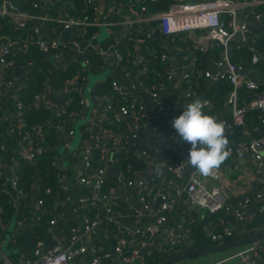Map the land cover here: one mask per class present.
<instances>
[{
  "label": "built area",
  "instance_id": "built-area-1",
  "mask_svg": "<svg viewBox=\"0 0 264 264\" xmlns=\"http://www.w3.org/2000/svg\"><path fill=\"white\" fill-rule=\"evenodd\" d=\"M147 1L149 0H116L114 1V9L109 13L101 14L96 19L98 11L95 1L85 0V8L82 12L70 13L64 17L43 14L41 23L54 21L62 24L67 29H75L81 34L88 35L92 39L98 36V31L95 30V27H102L108 30L110 35L114 37L113 40L98 46L96 53L104 62L108 61L109 58L113 59L118 69H124L123 64L125 62L124 53L118 49V45L124 41L123 37L115 34V28L120 24L129 28L126 36H136L139 41L148 39L153 35V30L149 26L140 28L139 25H143L142 23L149 25V22L155 19L160 21V32L168 37V41L171 42L176 41L178 35L199 33L195 44L196 49L206 52L209 45H215L222 49L220 58L215 62L217 71L211 72L207 69L204 71V75L212 82L228 80L232 86L228 95V104L233 115L230 120L223 119L221 121L224 125V134L229 129L233 130L235 127L246 125V114L252 109L262 112L261 124L264 128V81L261 82L250 77L249 74L251 72L249 74L242 73V70L246 67L233 61L232 58L235 52L234 49L249 46L252 53L250 63L253 66L261 63L262 55L254 44L264 31L261 33L253 32L250 39L243 38L240 41H234L233 36L247 32L252 23L256 25L264 23V5H261L262 2L260 0H176L168 9L152 13L148 11L146 4H144ZM247 2H251L253 6L240 13V7L246 5ZM32 4L34 8L39 7V3L36 1ZM137 5L142 10L141 13L139 12L138 18L127 17L124 22L114 20L113 16L123 14L124 11L135 12L136 9L134 8ZM72 8L76 7L72 6ZM0 15H7L15 19L17 29L26 27L37 17L31 12L19 10L11 0H3L0 6ZM32 30L27 42L37 44L43 54H53L60 57L65 52L74 49V45L65 43L58 38H47L44 36L40 26L36 25ZM142 35H145V37H141ZM233 43L235 44L233 45ZM12 48V43L9 41L3 44L0 50V91L12 83L9 78V69L16 64ZM167 59V53L161 55V60ZM84 64L87 68L93 69L90 58L85 59ZM166 69L168 73L167 80H171L173 71L170 66H167ZM250 71L252 70L250 69ZM148 72H150V68L147 59L139 68L137 76L132 79L131 86L128 87L129 91L123 89L120 84L113 82L112 88L118 93L120 107L113 109L116 100L106 97L108 104L105 110L120 112V116H124L128 120L129 127L126 130V134H124L123 130H118L117 134L111 138V131L107 130L104 125H100L95 133L92 147H82L73 151V157L78 159L83 167L80 181L83 184L92 186V198L75 202L72 200V195L68 193L65 203L71 206L74 213L81 211V209L89 211L84 216L83 229L81 230L76 225H73L67 216L59 212L53 214L49 225L54 228L60 227L63 230L68 228L70 236L67 244L60 245L57 243L56 236H54L55 244L52 246H46L44 241L39 240L33 256H28L22 252L18 257L2 254L0 255V264H76L78 260H81L83 264H113V259H118L120 264H152L144 259V255H141V251L144 248L150 246L147 253H151L154 248L170 253L184 244L183 235L174 233V228L170 222V214L180 201L193 204L212 214L225 211L233 216L237 225L236 228L226 224L221 218H219L217 223L210 226L208 236L211 237L212 241L231 237L234 234V230H238L241 234L245 232L246 214L242 207L228 202L227 195L223 193L219 184L221 176L219 168L213 169L208 176H205L192 167L187 180L181 184L176 183V179L181 178L185 168L190 165L187 162L190 149L183 147L177 149L176 159L171 162L162 159L159 165L146 177L144 175L136 178V175L141 172H138L139 169L135 166L129 165L128 169L134 177L129 178L124 172H120V185L117 187L108 184L107 164L104 166L94 164L95 151L101 155V158H105L111 166L117 162L115 159L116 152H124L128 149V140L137 144L147 143L150 140L158 141L157 135L162 130L161 134L167 135L169 145L178 143L180 136L172 126L174 120L172 114L178 110L179 104L171 98V95L163 96L162 91L165 88L162 91H158L154 87L145 86V75ZM199 76H202L200 70L198 74L194 73L191 76H184V83H182L183 88L186 86L184 97L189 99L190 103L197 99L206 102L204 107L206 108L211 105V99L197 94ZM243 87L256 92V96L249 101H241V89ZM138 90L145 96L150 95L153 102L147 106L141 97L134 94ZM56 92L58 93L59 90ZM73 98V95H69L66 106H69ZM42 99L40 94L35 95L38 109L43 101ZM15 102L20 111L24 110L25 106L18 96H16ZM79 102L85 104L82 96L79 98ZM61 109L60 115L63 114ZM83 115L84 110H75L68 114V118L73 122L74 119L77 120ZM24 121L11 124L10 131L16 133L18 129H21L19 123H24ZM154 121H157V123L151 126V122L153 123ZM43 126L44 123H36L30 126V130L24 131L25 133L17 142L16 160L31 162L44 154L45 147L38 144L33 147L22 146L35 133L40 132ZM147 133H149L150 137L145 136ZM74 137L75 130L69 127L66 131L64 144L67 147H71ZM2 148L6 149V145L2 144ZM225 150L229 152L228 157H234L239 160L244 159L247 154L252 155L257 163V172H262L264 168V138L256 137L240 140L235 145H227ZM159 153V148H156L151 153L146 146L141 147V154L144 159ZM165 172L170 173L169 179L163 177ZM19 173L9 180L5 176L4 171L1 170L0 178L3 180L4 185L9 183L12 189L25 200L28 199V193L21 188ZM208 177L213 179V185L208 184ZM59 182L61 190L67 189V186H61L62 182L60 179ZM126 186L135 187V197L140 203V208L136 209L127 205V209L124 212L118 213L116 209L125 200ZM50 191V188L45 189L46 193H50ZM259 197L263 198V202L258 206V211L262 213L264 212V189L259 193ZM159 201L161 203L156 207ZM46 203V197H40L35 200L37 223L42 222L41 213L45 210ZM90 212H94V215H90ZM126 218H134V220L147 218L150 220V224L144 229L131 228L129 227V222L124 220ZM111 226L114 227L112 231L110 230ZM4 227H0V241ZM96 231L98 232L97 235L95 234V242L90 244L81 243L83 235H89V233ZM113 231L116 243L113 249L110 250L109 247H106L107 243H104V241L112 239L111 233ZM157 235H161L162 239L153 248L150 245L151 240ZM99 236H103L104 240L96 241ZM98 244L104 246L102 250L98 248ZM261 245L259 240L241 245L244 247L240 251L243 264H264V251L261 250Z\"/></svg>",
  "mask_w": 264,
  "mask_h": 264
},
{
  "label": "crops",
  "instance_id": "crops-1",
  "mask_svg": "<svg viewBox=\"0 0 264 264\" xmlns=\"http://www.w3.org/2000/svg\"><path fill=\"white\" fill-rule=\"evenodd\" d=\"M12 3L19 9L18 2L20 0H11ZM29 1V0H28ZM27 0H21L20 4H24L25 2H28ZM59 1L61 5L60 11L57 12L54 16H67L70 13L74 14L79 12L77 8H72L74 6L70 0H57ZM97 7V18L100 17L101 14L109 13L112 9H114V1L116 0H94ZM262 2L261 5H264V0H260ZM3 2V0H2ZM35 2V1H33ZM32 2V3H33ZM36 2L39 3V11L31 12V10H22L31 12L35 16H37L34 20H32L33 27L34 26H41V21L43 14L51 15L50 13H46L45 11V3L47 0H42ZM260 4V3H259ZM2 5V3H1ZM0 5V6H1ZM33 5V4H32ZM241 6V5H240ZM253 4L251 2H247L246 5H242L239 9V12H245L247 8L252 7ZM76 7V6H74ZM139 5H137L134 9H137ZM34 8V7H33ZM38 8V7H37ZM21 10V9H19ZM141 13V11H140ZM139 11L135 12H127L124 11L123 14L115 15L114 20L115 21H121L124 22L127 17L131 18H138ZM9 16L0 15V18H6ZM9 21L10 26L13 30H16V20L10 18ZM157 21V22H156ZM48 25L49 30L47 31L48 34H45L42 32L44 36L47 38H58L61 41L68 43L70 45H74V49L71 51H67L63 54V56L57 57L53 54H43L46 58V55H49L50 58H46L48 62H52L54 65H69L72 61H77L78 63L82 64L85 62V59L91 58L94 55H98L96 53V49L98 46L103 45L107 41H110L109 39H112V37L108 30L102 28V27H95L98 31V36L95 39L90 38L88 35L81 34L79 31L75 29H67L62 24L56 23L54 21H47L44 22ZM43 23V24H44ZM143 25H139L140 28H144L149 26L151 30H153L152 37L145 39L143 41L137 40V46L134 47V49L130 50L132 52V58L129 62H127L124 65V69L121 68L120 71L117 68V65L115 64V61L113 59H110L106 62L101 60L100 65H94L93 69L91 68H85L87 71V77H85L84 81L82 83H78L74 80V83L72 82L69 84V86H66L65 89L59 90L57 93L50 92L49 95L45 96L44 99L45 105L49 106V108L52 109L53 113L52 116L44 123V126L40 132L35 133L31 138L28 139V142L26 144H23L22 146H28L33 147L36 144V138L42 139L45 138V134L50 135L52 132L56 133L57 136V144L56 145H50L49 149L54 150L55 152V166L57 167L55 176H58L62 182L61 186H67V189H62L63 197L61 194V198H58L56 195H53L55 197V201L57 203L58 212L62 215L67 216L73 225H76L81 230L84 227V216L85 214L89 213V211H85L84 209H81V211L74 213L72 211V208L69 204L65 203V199L68 193L72 195V200L75 202H80L81 200H90L92 198V186L83 184L80 181V178L82 176V164L78 159H75L73 157V151L82 147H92L94 144V138L95 133L97 131V128L100 125L109 126L112 130H110V137H114L117 134L118 128L120 127L121 120H124V116H120V112L117 113L116 111H106V106L108 104L107 98L113 99H120L117 95V91L112 88L113 82H116L122 86L123 89L129 91L128 87L131 86L132 79L136 77L137 73L139 72V68L142 66L141 63L145 62L149 57L152 55L161 56L163 54L168 55V61L170 65V69L173 71V76L171 80H168L167 87L162 91L163 96L165 95H171L174 100H176L179 104V108H182L185 104H190V100L186 99L184 97V76L185 75H193L194 73L198 74L200 70L201 77L200 83H199V89L200 92L203 91V88L209 89L211 84L213 83L212 80H210L208 77L204 75L205 70H210L211 72L217 71V68L215 66V62L218 60V58H214L215 53L214 50L216 48H219L215 45H209L206 52L199 51L195 48L196 41L198 39L199 33H193V34H183L179 36V39L182 44L175 46V42L168 41V37L164 36L160 30V21L159 20H152L149 22V25L147 23H142ZM264 24V23H263ZM261 24V25H263ZM261 26L256 24H251L250 26ZM30 28V29H33ZM1 29V24H0ZM29 29V28H28ZM27 29V30H28ZM115 34H118L123 37V40L125 41L128 36L127 33L129 31V28L124 26L123 24L118 25L116 28ZM157 32V33H156ZM7 42L11 41L12 43V50L13 55L15 57L16 64L13 68L9 69V78L11 79L12 83L11 85H7L4 87L3 90L0 91V108H2L3 113H1L0 119L4 116V114L9 111L11 112V115L7 117L4 120V123H9L8 127H6V131H3L1 129V126L4 123L0 122V136L2 135L4 139V143L6 146H9L10 138L13 136L15 132H11V124L22 122L25 120V115L28 113V111L32 108L38 110L37 108V101L35 100V95L32 98L30 102H25L23 100H20L24 104V110H19V108L16 105V96L19 97V92L21 90L22 85L25 83V74L30 69V65H33L32 62H28V64L22 63L21 55L25 53L28 50L29 42L25 39L24 42H16L11 34L4 35ZM141 37H145V35H142ZM177 39V38H176ZM123 41V42H124ZM136 41V40H135ZM164 43L165 50L162 51L158 49V46L161 43ZM147 43V44H144ZM163 44H161L162 47ZM3 44L0 45V50L2 48ZM222 50V49H221ZM200 52V53H199ZM201 53H207L210 55L209 64L208 65H197L198 57ZM99 56V55H98ZM221 54L219 53L218 57L220 58ZM20 63L21 68L23 69L20 73L17 71V64ZM98 63V62H97ZM166 63V62H165ZM202 64V62H200ZM168 66V65H167ZM166 66V67H167ZM256 67V66H255ZM255 67H246L250 68L252 71L251 74H249L250 77L258 80V81H264V72H260ZM118 70V71H117ZM113 74H117L121 76L122 80L118 81ZM93 80H92V79ZM109 78H114L115 81H112L110 84ZM195 80V79H194ZM202 83H205V85H202ZM71 87L74 88L75 91H71ZM79 88V89H78ZM197 89V88H196ZM77 90L81 93L83 99L85 100L86 105V112L84 111V115L80 118H78L74 124L75 128V137L72 142L71 147H67L64 144L66 131L68 130V127L61 121L58 120V117L61 115L60 109L62 112H65L67 107V98L69 95L74 94L77 92ZM140 92V90H138ZM138 97H141L142 101L148 106V104L152 103L153 99L151 100V96H145L144 94L136 93L134 92ZM73 95V96H74ZM78 96L81 97L78 93ZM107 97V98H106ZM120 103V101L118 102ZM117 102L115 104H118ZM42 103L40 104L39 109L41 108ZM115 107H120V104L115 105ZM15 113H21L19 116L14 117L13 114ZM17 118V119H14ZM127 120V119H126ZM128 122V120H127ZM26 121L24 123H19L20 127L22 128L25 126ZM43 123V122H41ZM157 121L151 122V126L156 124ZM27 126V125H26ZM73 127V125H72ZM30 130V128H29ZM260 130L258 133L251 132L249 129L246 130L244 137L245 138H252V137H261L264 138V128L258 129ZM26 131V130H25ZM163 132V130L161 131ZM157 135V138H159L156 142H161V145L159 146L160 153L156 154L154 156H149L146 160L148 162V165L144 169H139L138 172H141L136 175L137 177L144 176L146 177L156 166L159 165V163L162 161V159H166L167 161L171 160L169 159L166 151L169 148V141L167 139V135L163 134ZM19 138L18 140H20ZM23 139V138H22ZM7 140V141H6ZM229 144L235 145L236 142L234 138L227 139ZM167 145V146H166ZM15 157V158H14ZM174 160V158H173ZM172 160V161H173ZM24 161V160H23ZM21 162V161H20ZM153 162V164H152ZM1 163L4 168L5 176L10 180L13 179L20 171L21 166L18 160H16V156H12L9 152V148L5 150V155L3 156ZM106 165V164H105ZM110 165L107 161V168ZM192 168L191 165H188L181 178L176 179L177 184L184 183L189 175L190 169ZM219 170L221 171L220 176V186L223 191L227 195L228 202L235 205L242 207L243 211L246 214L247 222L250 221L253 216L255 215V212L257 211L258 206L262 203L263 198L259 197V193L261 190L264 189V168L262 172H257V163L255 159L252 157V155L247 154L244 159H236L234 157H227L224 162L219 166ZM116 176L120 177V173H116ZM166 179H169L170 173L165 172L163 175ZM38 182V180H36ZM113 182V181H112ZM207 182L209 185H213V179L207 178ZM36 184V183H35ZM120 185V182L116 185L113 182V187H117ZM2 186H4V191H7L9 195H6V198H8L9 202L11 203H18L23 202L24 199L21 198L9 185H4L2 182ZM40 189L39 186L37 190ZM36 190V191H37ZM135 187L133 186H126L125 187V200L121 202L120 206L118 207V210L120 212H124L127 209V205L133 206L134 208H140V203L136 200L135 197ZM33 205L34 203L31 202ZM219 213V212H217ZM90 215H94V212H90ZM208 216V213L204 209H200L199 207L190 204V203H184L183 201H180L177 206L172 210L170 214V222L174 228V233H181L184 238V244L186 243L187 239L192 243V239L190 238L191 235L194 232L193 225H199L205 223V218ZM127 219V218H126ZM129 225L131 226H137V228L144 229L146 226L150 224L149 219H142V220H134L129 219L128 221ZM246 222V223H247ZM30 221H24L23 219H18L16 215H14L9 222L5 225L4 230L1 233V241H0V255L2 254H10L11 256L18 257L19 255V249L15 246V243L13 240H15V237L19 236L22 231L25 230V228L30 224ZM213 224L209 223L206 224L205 229L208 231L210 226ZM214 225V224H213ZM236 228V227H235ZM97 232H91L89 235H83V238L81 239V243L90 244L91 242H95V234L97 235ZM55 233H56V242L60 245H63L64 243L67 244L70 236V231L68 228L66 230H63L60 227H55ZM162 239L161 235H157L154 237V239L151 240L152 247H156L157 243ZM191 239V240H189ZM103 241V236H99L96 241ZM104 243L110 244L108 240L104 241ZM183 244V245H184ZM182 245V246H183ZM6 246V249L4 248ZM181 247V246H180ZM244 247L242 246L240 249H238L235 253H232L230 255H219L223 253H208L203 254L199 258L195 259L194 264H221L223 261L224 264H243L242 256H240V251ZM223 250V249H222ZM196 257V256H195ZM1 258V257H0ZM113 264H120L118 259L112 260ZM76 264H83L81 260H78Z\"/></svg>",
  "mask_w": 264,
  "mask_h": 264
},
{
  "label": "trees",
  "instance_id": "trees-1",
  "mask_svg": "<svg viewBox=\"0 0 264 264\" xmlns=\"http://www.w3.org/2000/svg\"><path fill=\"white\" fill-rule=\"evenodd\" d=\"M16 1V0H15ZM28 1V0H27ZM36 0H29L28 2H25L24 4H20L21 0L18 2L19 9L21 10H31V12L39 11L38 8H33L32 2ZM39 2L42 0H38ZM74 6L81 12L85 8V0H70ZM176 0H149L145 2L147 9L149 12L155 13L160 12L163 10H166L169 8V6ZM2 3V0H0V5ZM45 11L46 13H50L51 15H56L58 11L61 9V5L59 1L52 0L45 3ZM35 11V12H36ZM135 11H142L139 7ZM10 17L6 18H0V45L6 44L7 40L5 39L4 35L11 34L15 38L14 40L16 42H24L25 39L27 40L30 33L33 31L32 24H28L24 28L13 30L10 26ZM158 20V19H156ZM157 22V21H156ZM29 28V29H28ZM28 29V30H27ZM178 35L176 38L175 46L181 45L182 42L179 39ZM112 40V39H109ZM136 40V41H135ZM147 44V43H144ZM161 44L162 47H161ZM159 46V50H165L164 43L162 42ZM235 43H233L234 45ZM256 49L261 53L262 55V61L259 63L256 67L253 66L250 63L252 53L250 51L249 46H244L240 49H234V54L232 56L233 61L241 64L243 67H255L258 71L264 72V33H261V35L258 37V40L254 44ZM28 50L23 53L21 56V62L24 64H28V62H32L33 65H30V69L25 74V83L22 85L19 94L20 100L27 102H30L35 94H40L43 98L42 100V106L40 109L36 110L34 108L30 109L28 113L24 116L25 121L27 122L23 128L20 130L18 129L16 133L13 134V136L10 138L9 141V152L12 156L17 155V142L18 139L22 137V135L25 133V130H29L30 126L36 123H45L48 121V119L52 116V109L49 108V106H46L45 104V96L49 95L50 92H55L61 89H65L66 86H69L72 82L74 83V80H76L78 83H82L87 77V71L83 68V65L78 63L77 61H72L69 65H54L52 62H48L45 57H43V53L38 48L37 44L35 43H29ZM137 46V38L136 36L127 37L124 42H122L120 45H118V49L124 53L125 56V62L123 65H125L127 62L130 61L132 58V52L130 50L134 49V47ZM200 53V52H199ZM215 56L214 58H218L219 53L221 54V48H216L214 50ZM92 61V65H100L101 64V58L97 55H94L90 58ZM210 55L207 53H201L198 57L197 65H208L209 64ZM98 62V63H97ZM166 62V63H165ZM202 62V64H200ZM142 65V63L140 64ZM148 65L150 68V72H148L145 75L146 81L145 86L146 87H154L158 91H162L164 88L167 87V69L166 66L169 65V61L167 60H161V56L152 55L148 58ZM92 69V68H91ZM120 71V69H118ZM117 70V71H118ZM201 77L198 79L200 83ZM110 84L112 81H115L114 78H109ZM202 85H205V83H202ZM231 83L228 80H220L215 81L211 84L209 89L203 88V91L200 92V89L197 90V94H201L204 97H208L211 99V105L209 107H206L203 109L204 113L210 116H213L216 118L218 122H221L223 119L230 120L232 118V110L228 104V95L231 91ZM186 89V86L184 87ZM71 91H75L73 87H71ZM71 92V95H72ZM81 93L79 91L75 92L73 101L69 104L66 111L63 112V114L58 117V120L63 122L69 129L74 128V124L76 120L74 119L73 122L68 118V114L71 111H81L86 110V105L81 104L79 102V96ZM136 93L140 94L142 92L136 91ZM143 94V93H142ZM256 96V92L252 91L251 89L247 87H243L241 89V101H249L253 99ZM116 102H119V99H115ZM119 104V103H118ZM115 104V105H118ZM188 104H185L180 108L179 110H176L172 114V118L175 119L179 115L182 114L183 110ZM116 107H113L115 109ZM3 109L0 108V116ZM86 112V111H85ZM115 112V111H114ZM261 115L262 112L259 110H249L246 114V125L241 127H235L233 130L229 129L224 134L227 139L234 138L235 141H240L245 138L243 134H245L246 130L249 129L251 132L258 133L263 128L261 124ZM17 119V118H14ZM9 123H4L1 126V129L3 131H6V127H8ZM27 125V126H26ZM73 125V127H72ZM107 127V130H112L109 126ZM129 127V122H127L126 119L121 120L120 127L118 128L119 131L123 130L124 134H126V130ZM146 137H150L149 133L145 134ZM257 137V136H256ZM252 137V138H256ZM261 138V137H258ZM5 138L3 136H0V171H4L3 165L1 163V160L3 156L5 155L6 149L2 148V144L5 142ZM251 139V138H250ZM127 143V150L124 152H116L115 159L117 162L115 164H112L111 167L114 172L117 174L120 172H124L129 178L134 177V175L129 171L128 166L131 165L132 167L135 166L137 169H144L148 162L146 159H144V156L141 154V147L146 146L147 150H149L151 153L154 152L156 148H159L161 145V142H156L155 140H150L147 143H140L137 144L133 141L128 140ZM36 144L39 146L45 147L44 154L38 158L35 161L26 162L21 160L20 166V173L19 176L21 178V188L24 189L28 193V199H25L22 203H11L9 202L8 198H6V195H9L7 191H4V186H2V179L0 178V207L2 212L0 213L1 219H0V227L5 226L9 220L16 215L18 219H23L24 221H30L31 223L28 224V226L25 228L22 233H20L19 236L15 237V240L13 242L15 243V246L19 249V254L25 253L28 256L34 255V250L36 249L37 242L39 240L44 241L46 246H52L55 244L54 236H56L55 228L53 226L49 225L50 219L53 214L58 213V207L57 203L55 201V197L53 195H56L58 198H61V194L63 197V193L61 192L60 188V182L59 177L55 176L57 167L55 166V152L52 149H49L50 145H56L57 144V136L55 132H52L50 135L45 134V138L38 139L36 138ZM229 145V143L227 144ZM226 145V146H227ZM232 145V144H230ZM167 146V145H166ZM191 148V144L187 142H183L181 138H179V141L175 145H169V148L167 149L166 153L169 157V159L172 161L173 158L176 159L177 157V149L179 148ZM94 164L97 166H104L107 164V160L105 158H101V155L95 151V156L93 158ZM163 171V170H161ZM108 176V175H107ZM38 180V182L36 181ZM108 184L110 186H113L112 180L108 177L107 178ZM37 183L39 188L36 193L32 194V187L34 184ZM50 188V193H46L45 189ZM40 197H46L47 203L45 205V210L41 213L42 216V222L37 223V211L34 205L31 203L33 200H36ZM263 202V201H262ZM118 213H120V210L116 209ZM208 213V216L205 218V223L199 224V225H193L194 232L191 235L192 243L190 244V249L194 248H208L212 247L221 243H228L234 240H238L241 238L250 237L253 235H256L260 232L264 231V212L260 213L258 211L255 212V215L253 218L245 223V232L240 233L234 230V234L231 237H227L222 240L218 241H212L211 237L207 235V231L205 229L206 224L209 223H217L219 218L224 220L226 224L232 225L233 228H235L237 225L235 223V219L231 214H227L225 211H220L219 213ZM126 222L128 219H124ZM114 229L113 226L110 227V230L112 231ZM219 230H221L219 228ZM114 231L111 233L112 239L109 241L110 244L106 245V247H109L110 250L113 249L114 244L116 243V239L114 238ZM189 239V240H191ZM261 242V250L264 251V237H261L258 239ZM99 249L102 250L104 247L102 244H98ZM177 250V249H176ZM176 250L171 251L170 253H165L163 251L153 249L151 253H146L144 255V259L149 261L152 264H162L163 261L169 257L171 254H176ZM18 254V255H19Z\"/></svg>",
  "mask_w": 264,
  "mask_h": 264
},
{
  "label": "clouds",
  "instance_id": "clouds-1",
  "mask_svg": "<svg viewBox=\"0 0 264 264\" xmlns=\"http://www.w3.org/2000/svg\"><path fill=\"white\" fill-rule=\"evenodd\" d=\"M205 103L197 99L188 104L173 120L172 126L183 142L191 144L188 164L208 176L213 169L219 168L229 152L225 150L228 140L224 135V125L204 113Z\"/></svg>",
  "mask_w": 264,
  "mask_h": 264
},
{
  "label": "water",
  "instance_id": "water-1",
  "mask_svg": "<svg viewBox=\"0 0 264 264\" xmlns=\"http://www.w3.org/2000/svg\"><path fill=\"white\" fill-rule=\"evenodd\" d=\"M40 27H41V31L42 32H44L45 34H48L47 31L49 30V27H48V25L46 23H44V24L42 23ZM263 31H264V24L261 25V26L252 25V26H250V29L247 32L238 33L235 36H233V40L234 41H240L243 38L250 39L253 32L261 33ZM46 58H50L49 55H46ZM82 65H83V67H85L87 69V66H85L84 63H82ZM22 70L23 69L21 68L20 63H18L17 64L18 73H20ZM249 72H250V68H245L244 70H242V73H249ZM113 75L118 81L122 80L121 76H119L117 74H113ZM20 114L21 113H15V114H13V116L17 117ZM9 115H11V112L7 111L4 114V116L0 119V122L4 123V120L7 117H9ZM152 164H153V162H152ZM107 173H108L109 178L117 185L119 183V179L116 176V174L114 173V171H113L111 166L108 167ZM37 188H38V184L36 183L32 187V191L31 192H32L33 195L36 193ZM33 203H35V200H33ZM160 203L161 202L159 201L156 204V207H158V205ZM129 227L136 228L137 226L129 225ZM261 237H264V231L260 232V233H258L256 235H253V236H250V237H246V238H241V239L234 240V241H231V242H228V243H221V244H218V245H215V246H212V247H208V248H194V249H190V247H189L190 246V242L187 239L186 243L183 246H181V247H179L177 249L176 254H172L169 257H167L163 261L162 264H172L175 261L182 260V259H187L189 257H195V256L203 255V254H208V253H212V252L219 251V250H222V249H228V248H232V247H239V246L244 245V244H246L248 242L256 241V240H258ZM149 248H150V246L144 248L141 251V255H145L147 253V251L149 250Z\"/></svg>",
  "mask_w": 264,
  "mask_h": 264
},
{
  "label": "rangeland",
  "instance_id": "rangeland-1",
  "mask_svg": "<svg viewBox=\"0 0 264 264\" xmlns=\"http://www.w3.org/2000/svg\"><path fill=\"white\" fill-rule=\"evenodd\" d=\"M241 247L242 246H240V247H232V248L223 249V250H219V251H215V252L216 253H223V254H219V255H222V256L226 255L227 256V255H230L232 253H235ZM4 248L6 249V246H4ZM200 256L201 255L196 256V257H189L187 259L178 260V261L173 262L172 264H194L195 259L199 258Z\"/></svg>",
  "mask_w": 264,
  "mask_h": 264
}]
</instances>
